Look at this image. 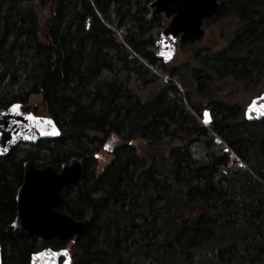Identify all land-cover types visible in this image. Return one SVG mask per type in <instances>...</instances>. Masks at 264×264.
Listing matches in <instances>:
<instances>
[{
  "label": "trees",
  "instance_id": "obj_1",
  "mask_svg": "<svg viewBox=\"0 0 264 264\" xmlns=\"http://www.w3.org/2000/svg\"><path fill=\"white\" fill-rule=\"evenodd\" d=\"M153 1L0 0V110L39 98L59 133L0 158V264L45 247L72 264H264V120L246 123L242 100L264 92V0H218L204 25L224 45L186 42L178 67L154 57L168 22ZM74 159L55 210L86 234L13 231L23 165Z\"/></svg>",
  "mask_w": 264,
  "mask_h": 264
},
{
  "label": "water",
  "instance_id": "obj_2",
  "mask_svg": "<svg viewBox=\"0 0 264 264\" xmlns=\"http://www.w3.org/2000/svg\"><path fill=\"white\" fill-rule=\"evenodd\" d=\"M150 8L151 15H161L169 22L159 32L154 42L156 49L154 57L163 65L173 60L176 47L186 42H197L204 37L206 34L203 29L204 22L212 18L219 9L218 0H154ZM18 106L20 116L12 114L11 107L0 110V158L16 146H34L44 137L59 135L50 120L35 118L28 107ZM262 106H264V92L252 98L244 109L245 122L259 123L264 120ZM29 115L32 119H27ZM208 115L207 111L203 112L204 125L210 122ZM22 168L23 181L17 188L15 197L16 217L10 228L13 231H22L28 237L33 236L44 241L57 238L66 242L86 234L90 225L89 220L76 221L69 215L60 214L55 210V206L60 203V194L64 187L74 185L81 180L84 169L82 163L74 159L63 164L59 171L50 166L37 169L28 162ZM64 251L67 252V256H51V253L59 254ZM66 259L71 264L68 249L43 248L31 255L29 264H52L53 260L55 264H64Z\"/></svg>",
  "mask_w": 264,
  "mask_h": 264
},
{
  "label": "rangeland",
  "instance_id": "obj_3",
  "mask_svg": "<svg viewBox=\"0 0 264 264\" xmlns=\"http://www.w3.org/2000/svg\"><path fill=\"white\" fill-rule=\"evenodd\" d=\"M40 17H39V27L41 28V31H42V35L43 33L45 34V23L47 22V20L49 19V12L47 10H43L40 14ZM205 29V36L202 37L200 40H198L197 44L201 45L202 47H209L213 50H220L222 48V46L224 45V43H222V41L218 38V36L216 35V31L213 30L212 27H204ZM175 57L173 58V60L167 64V65H172L174 67H178L179 66V63H181V61H184L185 60V57L182 56L180 54V48L177 47L176 51H175ZM223 89V88H222ZM258 87H256V91H258ZM232 90L228 89V90H225L223 89V92H222V95L226 96V95H231ZM252 97H256L255 95L253 94H250V93H245L244 97H242V100H243V103H246L249 101H251V98ZM241 98H240V95H238V97H236V99L234 101H242ZM29 110H31L32 114L35 116V117H40V118H45L46 115H45V111L43 109V106L41 104V101L39 98H32L31 101L29 102ZM204 111H207L208 112V109H204L202 111V116H201V122L204 120V116H203V112ZM208 118L211 120V116L210 114L208 115ZM111 157L108 156V155H105V154H100L99 157H98V160H97V165H98V168H97V171H100L103 169L104 166H106V164H108V162L110 161ZM202 263V262H201Z\"/></svg>",
  "mask_w": 264,
  "mask_h": 264
},
{
  "label": "snow or ice",
  "instance_id": "obj_4",
  "mask_svg": "<svg viewBox=\"0 0 264 264\" xmlns=\"http://www.w3.org/2000/svg\"><path fill=\"white\" fill-rule=\"evenodd\" d=\"M253 104H255V101L253 102ZM251 107H252V106L250 105V108H251ZM262 107H264V106H262ZM10 112H11L12 114L16 115V116H20V115H21V112H20V109H19V106H18V105H12L11 108H10ZM262 114H264V112H262ZM205 116H207V113H205ZM27 119H32L31 115H29V116L27 117ZM17 123H19V121H17ZM5 151H6V150H5ZM41 255H44V254L41 253ZM57 255H64V256H67V252L64 251V252L59 253V254H58V253H51V256H52V257H55V256H57ZM52 264H55V261H54V260L52 261ZM64 264H69V262H68L67 259L65 260Z\"/></svg>",
  "mask_w": 264,
  "mask_h": 264
},
{
  "label": "flooded vegetation",
  "instance_id": "obj_5",
  "mask_svg": "<svg viewBox=\"0 0 264 264\" xmlns=\"http://www.w3.org/2000/svg\"><path fill=\"white\" fill-rule=\"evenodd\" d=\"M45 138H47V137H45Z\"/></svg>",
  "mask_w": 264,
  "mask_h": 264
}]
</instances>
